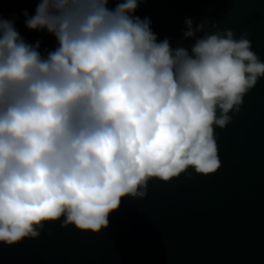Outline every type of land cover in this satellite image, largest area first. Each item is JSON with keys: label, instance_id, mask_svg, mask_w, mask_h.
<instances>
[{"label": "clouds", "instance_id": "obj_1", "mask_svg": "<svg viewBox=\"0 0 264 264\" xmlns=\"http://www.w3.org/2000/svg\"><path fill=\"white\" fill-rule=\"evenodd\" d=\"M143 2L37 0L23 15L54 36L43 53L0 13V244L56 222L99 233L151 180L221 167L215 130L240 112L264 61L247 33L214 21L187 19L195 42L173 48L135 15Z\"/></svg>", "mask_w": 264, "mask_h": 264}, {"label": "water", "instance_id": "obj_2", "mask_svg": "<svg viewBox=\"0 0 264 264\" xmlns=\"http://www.w3.org/2000/svg\"><path fill=\"white\" fill-rule=\"evenodd\" d=\"M36 5L0 0V13L28 43L39 40L43 53L57 42L25 27L23 13L34 15ZM135 15L149 17L158 40L168 38L173 48L195 42L184 37L187 19L194 28L214 21L220 31L247 33L264 61V0H145ZM231 115L227 127L215 130L221 162L215 173L190 169L170 182L151 180L145 197L123 199L96 234L46 224L36 239L0 244V264H264V78Z\"/></svg>", "mask_w": 264, "mask_h": 264}]
</instances>
